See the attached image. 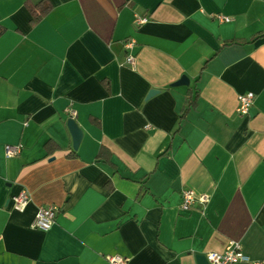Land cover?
Wrapping results in <instances>:
<instances>
[{"label": "crops", "instance_id": "1", "mask_svg": "<svg viewBox=\"0 0 264 264\" xmlns=\"http://www.w3.org/2000/svg\"><path fill=\"white\" fill-rule=\"evenodd\" d=\"M41 1L0 0V264L264 261V0Z\"/></svg>", "mask_w": 264, "mask_h": 264}, {"label": "built area", "instance_id": "2", "mask_svg": "<svg viewBox=\"0 0 264 264\" xmlns=\"http://www.w3.org/2000/svg\"><path fill=\"white\" fill-rule=\"evenodd\" d=\"M218 18L221 21H230L231 17L227 15H218ZM146 18L139 19L140 22L146 21ZM132 43H128L130 46ZM127 60L129 63L134 64L135 57L133 55H128ZM255 95L253 92H248L244 94H240L238 96L239 104L237 111L241 114H247L254 103ZM75 111H71V115H75ZM23 145L21 143L17 144H6L5 151L7 157H12L21 152ZM30 194L28 190L23 189L18 194L13 196V208L17 211L23 212L30 202ZM199 200L201 203H205L208 201V195H200L197 194L192 189H186L183 192V200L181 203L182 210H189L194 202ZM58 212V206L56 205H43L40 206L34 222L32 223V227L47 230L52 224L55 222L56 216ZM207 260L209 264H264V261L254 260L249 255H247L242 247L240 241L231 240L226 248L223 251H212L207 253ZM109 260L113 264H129L128 260L120 255L114 254L109 256Z\"/></svg>", "mask_w": 264, "mask_h": 264}, {"label": "water", "instance_id": "3", "mask_svg": "<svg viewBox=\"0 0 264 264\" xmlns=\"http://www.w3.org/2000/svg\"><path fill=\"white\" fill-rule=\"evenodd\" d=\"M187 82H188L187 78H183L181 81H179L180 84L187 83ZM68 125L70 127L71 132H72L74 143L76 144L82 136V130L78 126L75 119H73V118L69 119ZM197 259H198L199 264H209L208 260H207V256H205V255H198Z\"/></svg>", "mask_w": 264, "mask_h": 264}, {"label": "trees", "instance_id": "4", "mask_svg": "<svg viewBox=\"0 0 264 264\" xmlns=\"http://www.w3.org/2000/svg\"><path fill=\"white\" fill-rule=\"evenodd\" d=\"M50 8L51 5L48 3L47 0H42L39 4L36 5H30V10L32 14L31 24H37Z\"/></svg>", "mask_w": 264, "mask_h": 264}]
</instances>
